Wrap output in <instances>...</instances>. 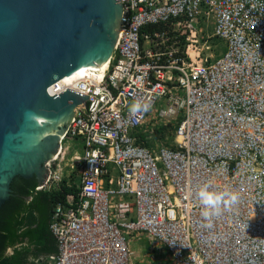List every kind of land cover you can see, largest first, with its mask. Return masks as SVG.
I'll return each mask as SVG.
<instances>
[{
    "label": "built area",
    "instance_id": "1",
    "mask_svg": "<svg viewBox=\"0 0 264 264\" xmlns=\"http://www.w3.org/2000/svg\"><path fill=\"white\" fill-rule=\"evenodd\" d=\"M119 2L106 66L47 87L87 98L73 107L43 163L49 173L34 186L71 183L62 159L78 146L74 190L49 219L56 252L43 264H131L122 229L162 243L174 264H264V0ZM211 18L210 33L198 29ZM214 36L226 45L215 60ZM158 99L166 107L154 114ZM137 100L151 108L130 112ZM173 120L172 143L152 151L146 129ZM205 183L240 194L211 229L201 226L196 197ZM114 195L121 198L109 201Z\"/></svg>",
    "mask_w": 264,
    "mask_h": 264
},
{
    "label": "water",
    "instance_id": "2",
    "mask_svg": "<svg viewBox=\"0 0 264 264\" xmlns=\"http://www.w3.org/2000/svg\"><path fill=\"white\" fill-rule=\"evenodd\" d=\"M119 17V0H0V205L15 176L44 183L43 163L87 98L47 87L105 61Z\"/></svg>",
    "mask_w": 264,
    "mask_h": 264
},
{
    "label": "trees",
    "instance_id": "3",
    "mask_svg": "<svg viewBox=\"0 0 264 264\" xmlns=\"http://www.w3.org/2000/svg\"><path fill=\"white\" fill-rule=\"evenodd\" d=\"M175 126L176 121L160 124L153 128L152 136L160 145L169 146ZM165 132L171 138L164 139ZM70 181L68 184L62 178L57 189L34 191V177L12 179L10 195L0 205V264H35L33 260L38 255L56 252L49 219L55 203L62 201L66 192L74 190L73 179ZM7 247L13 248L10 254H5Z\"/></svg>",
    "mask_w": 264,
    "mask_h": 264
},
{
    "label": "rangeland",
    "instance_id": "4",
    "mask_svg": "<svg viewBox=\"0 0 264 264\" xmlns=\"http://www.w3.org/2000/svg\"><path fill=\"white\" fill-rule=\"evenodd\" d=\"M213 19L211 18L208 23L201 22V24L198 26V29L204 30L206 33H210L212 31L213 27ZM208 44L211 46V52L214 55L213 60L220 57L224 51L226 50V45L224 41L217 37H211L208 40ZM166 105L164 103V100L158 99L155 103V107L153 108L154 114L157 112L160 108H165ZM150 125H153V123H149ZM149 133V128L146 129ZM171 138L167 132H165L164 139ZM148 145L152 148V151L158 150V147L160 146V142H157L153 136L147 137ZM170 139V143H171ZM70 145V141H68ZM169 143V144H170ZM72 144V143H71ZM74 150H77L78 153H80V149L76 145H71L69 150L66 152L65 156L62 159V162H67V165L62 167L63 174H67L66 177H70L75 179L76 172H73L75 169V161L70 160V156L74 153ZM112 176L115 178L116 171H112ZM104 188H110V189H116V185L113 183L112 185H107V183H104ZM114 199L109 196V201H115L120 199L121 197L118 195L113 196ZM124 199H128L126 196L123 197ZM109 219H112L111 212H109L108 215ZM124 233V237L127 240L128 247L131 252V256L129 257V261L131 264H172V259L170 254H168L167 249L165 246L159 242H155L150 237H148L144 233H137V232H128L127 230L122 229Z\"/></svg>",
    "mask_w": 264,
    "mask_h": 264
},
{
    "label": "clouds",
    "instance_id": "5",
    "mask_svg": "<svg viewBox=\"0 0 264 264\" xmlns=\"http://www.w3.org/2000/svg\"><path fill=\"white\" fill-rule=\"evenodd\" d=\"M150 108V102L142 103L141 101L137 100L130 106L129 111L132 113H137L141 110L148 111ZM173 121L171 123H173ZM148 135L150 137L153 135V133L150 132ZM196 197L201 207V218L203 221L201 226L205 229H211L213 227L215 218H218L220 215H222L225 210H229L238 204L240 194L235 191H217L212 187L211 184L205 183L196 192ZM168 254H170L169 251ZM172 264H174L173 259Z\"/></svg>",
    "mask_w": 264,
    "mask_h": 264
},
{
    "label": "bare ground",
    "instance_id": "6",
    "mask_svg": "<svg viewBox=\"0 0 264 264\" xmlns=\"http://www.w3.org/2000/svg\"><path fill=\"white\" fill-rule=\"evenodd\" d=\"M107 59V57H106ZM106 59L105 61H103L99 66H97L98 68H104L106 66ZM83 71V69H76L74 71H72L71 73L65 75L64 77L61 78V82L64 84H68V82H70V80H72L73 78L77 77L79 74H81V72Z\"/></svg>",
    "mask_w": 264,
    "mask_h": 264
},
{
    "label": "crops",
    "instance_id": "7",
    "mask_svg": "<svg viewBox=\"0 0 264 264\" xmlns=\"http://www.w3.org/2000/svg\"><path fill=\"white\" fill-rule=\"evenodd\" d=\"M27 200H29V199H27ZM16 246H17V248L19 247V245H16ZM12 249H13L12 247H7L5 250V254H10L12 252ZM48 255L40 254L33 261L35 262V264H43L44 261L47 259Z\"/></svg>",
    "mask_w": 264,
    "mask_h": 264
},
{
    "label": "flooded vegetation",
    "instance_id": "8",
    "mask_svg": "<svg viewBox=\"0 0 264 264\" xmlns=\"http://www.w3.org/2000/svg\"><path fill=\"white\" fill-rule=\"evenodd\" d=\"M42 173L44 174V168H43V170H42ZM37 174H36V172H33L30 176H27V178H29V177H34L35 179H37ZM24 178V177H23ZM10 183L11 182H9V185H8V192H11V188H10Z\"/></svg>",
    "mask_w": 264,
    "mask_h": 264
}]
</instances>
